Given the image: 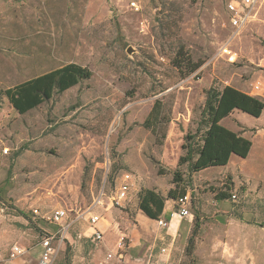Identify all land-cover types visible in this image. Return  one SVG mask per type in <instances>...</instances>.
I'll list each match as a JSON object with an SVG mask.
<instances>
[{
  "label": "rangeland",
  "instance_id": "1",
  "mask_svg": "<svg viewBox=\"0 0 264 264\" xmlns=\"http://www.w3.org/2000/svg\"><path fill=\"white\" fill-rule=\"evenodd\" d=\"M230 1L238 0H0L3 254L18 243L35 247L36 258L40 237L57 229L47 216L62 207L71 210V225L54 263L105 261L112 250L92 239L88 223L104 192L95 211L104 212L108 230L115 227L114 241L125 236L122 264H264V180L228 163L196 172L179 164L190 136L203 127L206 90L213 85L231 99L236 89L249 94L251 82L264 76V0L240 30L229 23ZM223 45L235 61L220 53ZM69 62L91 76L54 90L29 111L19 113L2 93ZM217 123L264 134V110L256 118L234 109ZM125 173L133 176L128 199L112 204ZM144 188L164 197L185 189L191 216L179 218L175 231L151 219L134 236ZM219 191L227 197L217 199ZM175 199L165 202L172 213Z\"/></svg>",
  "mask_w": 264,
  "mask_h": 264
},
{
  "label": "trees",
  "instance_id": "2",
  "mask_svg": "<svg viewBox=\"0 0 264 264\" xmlns=\"http://www.w3.org/2000/svg\"><path fill=\"white\" fill-rule=\"evenodd\" d=\"M197 66L191 70L193 71ZM89 76H91V71L88 68L69 62L46 73L28 78L13 87L10 86L2 90V93L8 98L15 110L24 113L51 98L54 90H57V92L65 91L81 79ZM224 95V90L213 85L206 90L204 107L200 117L203 127L197 129V132L190 136L189 142L186 144L185 154L179 159V164L186 162L191 172L210 166H225L232 155L246 158L250 151L252 141L249 138L243 137L239 132L225 129L219 126L217 122L222 116L234 109H239V111L258 118L264 110V102L256 96L237 89L234 90L231 99L225 98ZM155 110L157 108L153 107L149 115L151 116ZM144 125L148 126V119H146ZM197 136L199 138L195 140ZM178 175L179 173L174 175V184L181 180ZM175 192L176 189L171 188L167 196L164 197L157 193L155 189L144 188L139 191L138 209L147 217L158 221L161 218L163 208H165L166 200L176 198L175 202L177 204L178 197L186 193L183 189V192L176 197ZM226 197L227 194L224 192L219 191L216 193L217 199L223 200ZM199 225L200 221L196 216L194 218V229H197ZM48 234L45 233L42 237Z\"/></svg>",
  "mask_w": 264,
  "mask_h": 264
},
{
  "label": "built area",
  "instance_id": "3",
  "mask_svg": "<svg viewBox=\"0 0 264 264\" xmlns=\"http://www.w3.org/2000/svg\"><path fill=\"white\" fill-rule=\"evenodd\" d=\"M259 0H238L235 2H228L226 5L227 11L229 13V23L236 30H240L243 28L249 21L254 17V11L258 4ZM134 7L136 4L131 3ZM220 53L225 55V57L233 62L236 58V53L232 51L229 46H221ZM250 95L256 97L264 96V76H260L253 80L250 84ZM9 147L1 148V153L3 155L8 154ZM133 186V176L131 173H125L122 175L121 182L117 186L114 194L110 196L111 203L121 204L122 202H126L128 199V195ZM104 192L100 194L97 198L95 206L89 212L88 223L90 227L93 228L92 239L95 242H99L103 239V232L96 229L95 225L100 221L101 213L95 211V209L101 205H103V196ZM232 198H236L237 195L235 193L231 194ZM177 215L185 216L190 215L189 208L191 207V199L190 194L186 192L181 195L177 199ZM68 211L66 208H55L50 215L47 216V220L49 222L55 223L57 225V229L54 232H49L48 235L40 238L36 246L40 247L39 253L36 258L31 256L32 249L25 248L24 246L14 243L11 245L10 249L6 253H2L0 250V262L2 261H14L18 258L24 257V261L22 264H55L56 256L60 252L61 245L63 243L66 234L70 228L71 222H69ZM34 212L37 213V209H34ZM158 225L164 226L166 221L163 218L158 220ZM125 236L120 235L116 240V251H110L106 255L105 261H100L98 264H107L108 261L112 259H116L117 261L123 262L125 255Z\"/></svg>",
  "mask_w": 264,
  "mask_h": 264
},
{
  "label": "crops",
  "instance_id": "4",
  "mask_svg": "<svg viewBox=\"0 0 264 264\" xmlns=\"http://www.w3.org/2000/svg\"><path fill=\"white\" fill-rule=\"evenodd\" d=\"M252 133L250 134H247L246 132L240 133V135H242L243 137L249 138L252 141V145L250 147V151L247 157L239 158L236 155H232L230 160L228 161L227 166L238 165L241 168V171L247 177L253 178L254 180H258V179L264 180V134L259 130H257V133H253V134ZM190 216L191 214L189 216L188 215H185V216L177 215L176 213L174 212L172 213V211L168 210L167 207L163 208L162 215H161V217H163L165 220L168 221L166 224L168 225V229L171 231H175L176 229H178L179 224H180L179 218L182 219L184 217H190ZM138 219H139L138 227L131 230L134 236H135V233L136 235L140 236L141 233H143L144 225H147L149 223V220H151L152 218L147 217L145 214H143L140 211ZM108 222L109 220L106 219L104 212H101L100 221L97 222V224L95 225L96 229L103 232V239L99 241L98 243H103L105 241L107 248H111L112 251H116V244H115L116 240L114 241V239L116 238V233L114 229L115 227H113V229L108 230L106 226ZM105 231L107 232V235L105 234ZM134 243H136V241H134L133 244ZM36 247L40 249L39 246H36ZM34 248L35 247H33V249ZM22 259L18 258L15 261L6 260V261L0 262V264H21L23 262ZM115 261L117 263L122 264V263H126L127 259L124 256L123 262L117 261L116 259Z\"/></svg>",
  "mask_w": 264,
  "mask_h": 264
},
{
  "label": "water",
  "instance_id": "5",
  "mask_svg": "<svg viewBox=\"0 0 264 264\" xmlns=\"http://www.w3.org/2000/svg\"><path fill=\"white\" fill-rule=\"evenodd\" d=\"M128 52H129V50H128Z\"/></svg>",
  "mask_w": 264,
  "mask_h": 264
}]
</instances>
